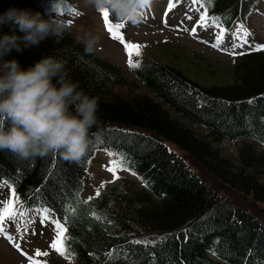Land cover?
Wrapping results in <instances>:
<instances>
[{
  "label": "trees",
  "instance_id": "1",
  "mask_svg": "<svg viewBox=\"0 0 264 264\" xmlns=\"http://www.w3.org/2000/svg\"><path fill=\"white\" fill-rule=\"evenodd\" d=\"M52 1L0 0V9L16 4L45 15ZM71 32L66 28L13 55L25 65L47 54L63 58L78 87L98 97L85 151L77 158H66L59 149L23 157L0 148V180L18 201L38 210L46 203L59 217L65 206L76 209L66 223L75 255H61L72 264H152L153 254L155 264H264V222L242 204L245 195L264 203V147L250 142L264 145V50L240 57L233 81L212 83L207 77L209 84L191 76L195 69L187 63L146 60L137 70L145 83L141 90L109 61L85 51ZM163 103L207 132H194ZM211 139L238 142L237 163L211 147ZM95 147L125 154L133 171L149 182H143L146 189L117 180L83 200L85 167ZM206 177L219 181L226 193ZM93 210L105 213L102 221L91 217ZM164 233L172 235L147 248L129 243ZM110 250L112 258L106 255ZM47 264L56 263L47 258Z\"/></svg>",
  "mask_w": 264,
  "mask_h": 264
},
{
  "label": "clouds",
  "instance_id": "2",
  "mask_svg": "<svg viewBox=\"0 0 264 264\" xmlns=\"http://www.w3.org/2000/svg\"><path fill=\"white\" fill-rule=\"evenodd\" d=\"M118 18L139 19L146 0H91ZM0 148L24 156L44 155L59 149L77 158L86 149L89 132L97 122L98 97L78 87L63 58L42 55L23 64L13 52L39 45L49 36L59 37L67 22L46 17L39 10L9 4L0 9ZM92 52L99 36L84 32L77 37Z\"/></svg>",
  "mask_w": 264,
  "mask_h": 264
},
{
  "label": "rangeland",
  "instance_id": "3",
  "mask_svg": "<svg viewBox=\"0 0 264 264\" xmlns=\"http://www.w3.org/2000/svg\"><path fill=\"white\" fill-rule=\"evenodd\" d=\"M74 1L77 2L73 7L75 11H70L65 14H68L69 20H71L74 24L76 23L72 31L76 39H78L77 37L83 35L86 31L97 34L99 39L93 50L97 56L102 59H107L117 65L125 82H135L136 85H139L141 90H145V86L133 76L132 72L127 69V65L125 64L127 56L126 54L123 55L122 52L124 43L111 35L104 23L103 15L100 13L99 9L91 3V0ZM187 2L188 0H180L174 3V6L168 9L170 14L168 17L169 21L167 22H160L158 20L159 13L162 9L160 6H163L164 3L162 1L161 3H155L152 6V9L153 12H157L158 15L156 17H149V19L145 18V20L139 19V27H128L134 28L136 31H127V29H123V35L127 31L124 39L127 40L128 38L135 36L139 37V40H145V46L150 45L148 50H151L150 53L153 54L154 57L162 59V61H164V58L168 59L172 64H177L178 62L187 63L193 67L192 70L195 69V72H193L191 76L195 77L200 83L209 84V82H205V78L207 77H210L211 80L209 81L212 83H220L222 81L230 80L233 81L236 70L234 71L231 68L233 62L228 57V53L218 52L210 47H203L193 40L178 37L174 29H172L173 27L170 22H172L174 18L175 20H178V24L182 27H187L190 24L191 18L188 16V13L193 4H189ZM263 14L264 4L259 3L257 5L256 13L250 18V22L255 26L258 24L259 27H261L262 25L260 24L259 19L263 20ZM131 22L137 24V20H131ZM260 40L264 41V26L261 30ZM179 65L181 66V64ZM181 67L184 66L182 65ZM163 104L170 110L173 117L191 127L194 132L199 134L207 132L206 129H203L195 124H191L188 119L183 117L178 111L171 109L165 103ZM210 144L211 147L215 149L218 148L224 155L232 158V162L237 163V159H233L237 158V148L235 144L226 139L219 141L211 139ZM260 145L261 144L257 142L256 146ZM114 156V153L110 155V152L97 151V156L93 159L89 167V171L93 175L91 180H88L86 183V187L82 194L84 197L92 194L102 181L113 178L117 174H125V176L130 178V181L132 182L138 181L136 176L129 173H121L119 171L113 173L111 171L110 162L113 160ZM213 182L218 185L215 181ZM220 189L227 191V188L221 186ZM9 192V188L0 184V207H3V203L10 199L8 195ZM236 201L239 202V200ZM242 204L247 205V209L254 211L264 220V203L254 201L249 196L245 195L243 196ZM33 215L34 217L31 219L32 221L28 219L25 222H17L13 220L7 222L9 225L14 226L17 229H20L21 227L22 231H20V234L24 235L22 237V243L24 246V248H22L24 250L23 252L21 250L17 251L13 248L9 243L10 239L3 237L4 233L0 232V264H29V257L24 255V252H27L28 250L32 252L28 251L29 256H32L35 259H37V249H39L41 253H47L50 251L51 254L54 255V253H52L53 247L51 246V241L56 235L54 232L56 226L53 223L51 216H47V218L44 216L42 217L37 212H33ZM30 217L31 216H29V218ZM8 219H10V216H6V221H8ZM54 256L56 264H72L68 262V260L58 258L56 255Z\"/></svg>",
  "mask_w": 264,
  "mask_h": 264
},
{
  "label": "snow or ice",
  "instance_id": "4",
  "mask_svg": "<svg viewBox=\"0 0 264 264\" xmlns=\"http://www.w3.org/2000/svg\"><path fill=\"white\" fill-rule=\"evenodd\" d=\"M208 2H210V0H208ZM169 6L171 7V0H169ZM98 9H99L100 13H102L103 18H104V23L107 26L111 35L114 38H117L124 43L125 48L129 53L128 64L131 67H139L140 61L139 60H133L132 56L134 53L139 55L142 46L138 43H134L132 41H128V40L124 39L123 32L121 31V28L123 27L122 22H118V23L114 24L109 19V9L107 7H100ZM72 11H75V9L73 8ZM126 19L127 18H122V20H126ZM209 19L214 23L217 22V18L215 16L210 17V18L207 16V10L205 9V12L202 15V21L207 23V21ZM67 23L71 24L72 21L68 20ZM224 31H225V29L222 28L221 33L219 35H217V37H216V40L214 42V46H217V47L220 46V43L223 40V32ZM243 32H244L243 36H239L238 33L233 34L234 36L239 37V40L237 42L233 43V45H232L233 48H235L237 46H241L244 42H247L248 30L243 29ZM259 49H264V44L258 43L255 45V49H250V50H259ZM232 54L236 55L237 53L233 52ZM250 102H251V99H250ZM0 123L6 124V121H5L3 116H0ZM113 153L115 155V158L110 162V169L113 173H116L117 169H120V168H127L129 171H133V168L130 166V162L128 159H126L125 154H123L121 152H115L114 150H110V155ZM16 154L21 155L18 152H16ZM21 156L27 157L24 155H21ZM113 178L115 179V176ZM144 182L146 185L149 183L147 180H145ZM101 183L103 184L105 182L102 181ZM99 192H100V189L97 188L96 194L98 195ZM73 195L76 196L77 200H79L77 193L74 192ZM13 197L14 198H10L6 202H4L3 207H0V232H4V235L7 236L10 240H14V238L11 236L10 233L4 231L2 221L4 220L5 216H15L18 214L19 210L15 206L18 198H15V190L14 189H13ZM88 199L91 200L92 198L89 197ZM20 203H21V205H23V202H20ZM85 203H86V201H85ZM40 207L43 208L44 214L47 215V213L49 212V208L47 207V204L45 203L43 205H40ZM70 213H71V215H70ZM75 213H76L75 208L69 209L65 206L62 209L61 216L57 217L55 220H53V223L56 226V236L51 241V246L53 248L57 249L62 255L67 256L68 259H72V257L75 255V253L70 251V244L68 243V241H70L73 238L66 235V223L71 221L74 218ZM90 215H91V217L95 218L96 220L102 221L105 213L93 210L90 213ZM208 215H211V213L205 214V217H202L201 219H205ZM109 223H112V222L110 221ZM184 231L188 232L190 230L185 229ZM169 235H172V234L164 233V234H161L160 236H158L156 239H150L148 237H144L143 239L133 240V241H130L129 243L130 244H142L145 248H147L148 246L155 245L158 242L163 243L165 240H167ZM185 239H187V236H185ZM15 246L17 248H20L19 243H16ZM20 250L22 252L24 251L22 248H20ZM112 252H113V250H110L106 253V255L109 258H112ZM36 253H37V255H47L46 252L41 253L39 249L36 250ZM127 254L128 253H127V249H126L125 255H127ZM24 255L29 257V264H47L46 261H40L38 259H35L32 256H29V254L27 252H24ZM93 255H94V253H93ZM133 264H138V262L134 261ZM152 264H155V255L154 254H153ZM170 264H174V262L170 261Z\"/></svg>",
  "mask_w": 264,
  "mask_h": 264
},
{
  "label": "bare ground",
  "instance_id": "5",
  "mask_svg": "<svg viewBox=\"0 0 264 264\" xmlns=\"http://www.w3.org/2000/svg\"><path fill=\"white\" fill-rule=\"evenodd\" d=\"M145 6V5H144Z\"/></svg>",
  "mask_w": 264,
  "mask_h": 264
}]
</instances>
